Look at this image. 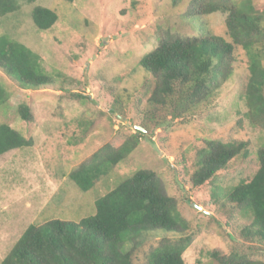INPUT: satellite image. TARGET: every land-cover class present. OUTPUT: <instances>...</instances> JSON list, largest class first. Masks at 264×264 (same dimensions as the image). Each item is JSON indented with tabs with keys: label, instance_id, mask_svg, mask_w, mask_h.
Here are the masks:
<instances>
[{
	"label": "rangeland",
	"instance_id": "obj_1",
	"mask_svg": "<svg viewBox=\"0 0 264 264\" xmlns=\"http://www.w3.org/2000/svg\"><path fill=\"white\" fill-rule=\"evenodd\" d=\"M189 1H20L18 11L0 17V36L38 55L42 69L55 80L36 91L23 90L0 70V85L9 94L0 106V125L8 124L33 140L31 147L0 157V263L32 223L59 218L79 224L95 214L99 198L144 169L159 175L162 192L177 200L189 229L167 234L162 229L139 230L135 244L125 247L133 250L135 264H149L150 252L163 237L185 234L192 236L183 255L186 264H220L210 256L214 252L245 254L264 263V245L241 237L251 215L227 200L231 188L258 172V151L264 146V130L253 128L245 116L250 76L246 52L236 48L229 80L179 120L172 119V108L149 103L156 81L140 61L160 38L200 36L205 26L210 34L230 41L224 13L190 20ZM252 3L264 11V0ZM37 6L58 14L53 28L35 26L32 11ZM21 104L30 107L31 122L20 117ZM142 124L149 126L147 136H141L135 151L94 188L83 192L69 179L101 147H119ZM207 141H245L250 155L237 157L211 182L193 187L190 178L198 151Z\"/></svg>",
	"mask_w": 264,
	"mask_h": 264
},
{
	"label": "trees",
	"instance_id": "obj_2",
	"mask_svg": "<svg viewBox=\"0 0 264 264\" xmlns=\"http://www.w3.org/2000/svg\"><path fill=\"white\" fill-rule=\"evenodd\" d=\"M20 1L27 4L38 0H0V17L15 13ZM73 3L75 0H65ZM221 12L230 41L210 34L195 37L168 35L145 55L140 64L155 79L149 99L151 106L174 110L172 119L179 120L198 105L208 101L233 74L235 50L241 47L248 56L249 80L244 94L246 119L253 128L264 130V11H257L252 0H190L188 17L199 20L205 15ZM32 20L39 30H49L58 22V14L37 6ZM39 56L8 36H0V70L17 82L23 90L36 91L53 85L55 80L45 73ZM9 99L0 85V106ZM20 117L33 120L30 107L21 104ZM149 130L147 124L141 125ZM140 130L122 145L106 144L87 162L69 174V179L83 192L95 187L103 177L127 159L140 144ZM33 140L26 139L8 124L0 125V157L14 150L28 148ZM250 155L249 143L207 141L198 151L196 170L190 182L201 187L209 182L237 157ZM260 168L251 180H242L231 188L228 202L251 215L241 237L264 245V146L258 151ZM184 233L189 223L180 214L177 200L162 192V181L153 170H139L95 202V214L79 224L53 218L45 223H32L0 264H135L133 250L139 230ZM192 236L176 239L163 237L150 252L149 264H186L185 251ZM220 264H264L245 254H210Z\"/></svg>",
	"mask_w": 264,
	"mask_h": 264
},
{
	"label": "water",
	"instance_id": "obj_3",
	"mask_svg": "<svg viewBox=\"0 0 264 264\" xmlns=\"http://www.w3.org/2000/svg\"><path fill=\"white\" fill-rule=\"evenodd\" d=\"M137 130L142 131L143 133H145V129H143L142 127L136 126ZM176 182L180 185V187L182 188V185L180 184V182L176 179ZM198 209H201L199 206H196Z\"/></svg>",
	"mask_w": 264,
	"mask_h": 264
}]
</instances>
